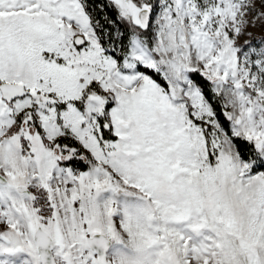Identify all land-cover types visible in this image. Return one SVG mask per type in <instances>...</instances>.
Returning <instances> with one entry per match:
<instances>
[{
    "label": "snow or ice",
    "instance_id": "1",
    "mask_svg": "<svg viewBox=\"0 0 264 264\" xmlns=\"http://www.w3.org/2000/svg\"><path fill=\"white\" fill-rule=\"evenodd\" d=\"M0 264H264V0H0Z\"/></svg>",
    "mask_w": 264,
    "mask_h": 264
}]
</instances>
